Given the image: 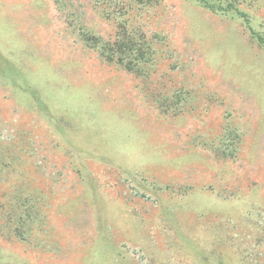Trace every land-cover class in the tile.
<instances>
[{
    "label": "rangeland",
    "instance_id": "obj_1",
    "mask_svg": "<svg viewBox=\"0 0 264 264\" xmlns=\"http://www.w3.org/2000/svg\"><path fill=\"white\" fill-rule=\"evenodd\" d=\"M210 2L0 0V196L47 204L26 240L0 224V264H264V0ZM129 24L155 88L84 42Z\"/></svg>",
    "mask_w": 264,
    "mask_h": 264
},
{
    "label": "trees",
    "instance_id": "obj_2",
    "mask_svg": "<svg viewBox=\"0 0 264 264\" xmlns=\"http://www.w3.org/2000/svg\"><path fill=\"white\" fill-rule=\"evenodd\" d=\"M206 7L213 12L220 10L227 11L228 8L218 6L217 4L211 3L210 0H199ZM232 7V6H230ZM235 10L237 8H234ZM132 28L135 31L139 30L135 26L129 24V26H123L124 31L123 37L115 38L114 40H105L98 36H89L84 34L85 43L98 53L105 63L111 65L116 64L123 67L127 72L135 75L137 78H143L147 81L155 82L152 86L155 88L158 86L156 78L151 79L154 75L155 67L157 66V58L151 52L152 48L156 47L154 42L151 40H140L139 38L129 34L127 29ZM148 42V43H146ZM147 44L148 49H145L144 44ZM152 44V45H151ZM154 77V76H153ZM160 94V93H159ZM185 89L180 88L171 99L169 96H164L161 100L159 108L164 109L165 112H169L171 109L174 111L183 112L185 107L184 99L187 97ZM230 127L231 125L228 124ZM234 137L233 129L226 127V134L219 137V143L214 142L213 149H215L216 155L221 159H231L236 156L238 151L237 140ZM236 145V146H235ZM0 158V172L6 174L11 173L16 177L19 173L17 168L11 165L15 160L9 159L6 156ZM10 163L8 164L7 161ZM9 188L2 196H0V224L1 227H8L15 219L20 222V227L17 230L20 238L26 240L27 237H31L33 234L29 232L32 222L38 218H42L43 213L45 214V208L47 206L43 194L40 188H26L22 186V183L16 184ZM18 237V236H17ZM29 240V238L27 239ZM143 249V248H142ZM140 257L138 261L146 264H154V261L150 262L148 255L145 250H140Z\"/></svg>",
    "mask_w": 264,
    "mask_h": 264
}]
</instances>
